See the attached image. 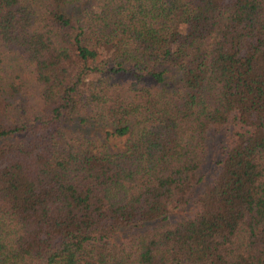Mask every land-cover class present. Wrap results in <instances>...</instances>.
I'll use <instances>...</instances> for the list:
<instances>
[{
  "label": "trees",
  "instance_id": "obj_1",
  "mask_svg": "<svg viewBox=\"0 0 264 264\" xmlns=\"http://www.w3.org/2000/svg\"><path fill=\"white\" fill-rule=\"evenodd\" d=\"M0 264H264V0H0Z\"/></svg>",
  "mask_w": 264,
  "mask_h": 264
}]
</instances>
